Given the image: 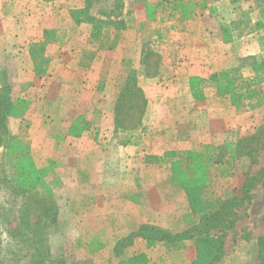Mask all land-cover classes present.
<instances>
[{"label":"rangeland","instance_id":"obj_1","mask_svg":"<svg viewBox=\"0 0 264 264\" xmlns=\"http://www.w3.org/2000/svg\"><path fill=\"white\" fill-rule=\"evenodd\" d=\"M155 1H95L90 15L102 20L106 13L116 25L104 26L105 42L90 36L87 24L77 30L69 26L61 35L47 32L36 42L12 36L1 44L6 48L0 49V88L4 82L9 90L0 96L13 104L15 115L7 126L15 140L2 132L0 264L30 263L36 242L43 245L44 264H121L139 253L146 264H191L192 240L123 239L143 226L169 234L186 227L189 206L185 193L171 186L166 163L171 156L165 153L203 146L233 149V143L252 135L251 147L257 146L251 157L234 164L233 175L215 177L206 197L241 199L218 264H254L256 240L264 238V135L256 141L264 105L237 111L229 99L215 97L206 81L198 85L203 94L196 99L189 78L207 80L230 69L245 79L252 76L251 65L264 63V0H198L204 8L186 24L187 32L169 22L175 26L169 34L146 17L145 5ZM129 78L143 96L132 100L130 117L118 113ZM250 121L248 128L241 127ZM13 142H23L36 166L49 169L45 179L54 187L59 214L41 238L19 223L22 204L11 194L4 148ZM230 149L226 156L232 155ZM136 214L145 223L127 233Z\"/></svg>","mask_w":264,"mask_h":264},{"label":"trees","instance_id":"obj_2","mask_svg":"<svg viewBox=\"0 0 264 264\" xmlns=\"http://www.w3.org/2000/svg\"><path fill=\"white\" fill-rule=\"evenodd\" d=\"M97 0H88L85 9L72 12V18L77 23H86L90 25V36L96 41L108 40V32H103L104 26L114 25L111 23L107 14L103 13L105 19H95L90 15L92 2ZM96 3V2H94ZM204 6L199 4L198 0H156L154 4H146L145 11L147 19L154 23L157 27H165V34L175 31V26L168 25L174 22L178 25L179 31L187 32L186 24L191 22ZM198 12V13H199ZM260 14H264L263 11ZM117 25L119 23H116ZM257 23L255 29L259 28ZM168 25V26H167ZM118 27V26H117ZM116 28V27H115ZM252 76L245 79L238 75L236 69H230L223 72L211 74L207 80L190 77V91L196 99H200L202 86H198L201 82L209 83L211 92L220 99H229L230 104L237 110L247 112L264 105V63L255 62L251 65ZM39 73V71H38ZM125 85L122 99L125 100L124 105H118V113L124 116H131L130 112H134L132 100H142V92L136 86V81L129 78ZM9 90L8 86L1 82L0 91ZM0 92V93H1ZM127 114V115H126ZM13 113V104L10 99L0 96V138L2 132L6 133L9 140L14 139L8 133L7 119ZM259 137L256 141L261 140L264 135V125L259 130ZM71 134L74 132L71 131ZM77 133H75L76 135ZM255 136L240 138L233 143V149L230 145H224L217 148L203 146L197 150H185L177 153H165L164 157H168L167 169L170 172L171 186L183 191L189 206L190 214L184 216L185 228L176 233L169 234L162 229L155 227L143 226L139 229V233L131 234L123 239V241L131 242L133 238H141L149 243L153 241H168L175 243L176 241L192 240L194 241L195 257L191 264H218L223 256V243L228 230L233 228L235 220L238 216L234 211V207L241 199H209L206 197V190L211 185L215 177H227L233 175L230 171L234 164L241 161L242 158L251 157L252 151H255L257 144L252 149V143ZM15 140V139H14ZM5 151H9V166L11 172L12 195L20 199L22 206L21 219L19 223H23L22 229L25 232H32L33 235L41 234L46 229H52L58 221L59 210L54 201V187L45 179L48 167L38 168L34 160L29 156V148L23 145V142H13L4 144ZM226 149H230L232 155L226 156ZM259 149H261L259 147ZM7 157V158H8ZM254 163V160H253ZM264 175V167L260 169ZM229 174V175H228ZM248 180L243 185L244 190ZM247 188V187H246ZM264 192V180L261 183ZM243 200V199H242ZM24 201V203H23ZM21 207V208H20ZM37 241L40 239L37 237ZM42 244H35V256L30 263L27 264H44V258L40 254ZM117 245L115 246V249ZM48 252V249H43ZM38 251V254L37 252ZM116 251V250H115ZM146 256L144 253L132 254L125 262L121 264H146ZM54 264H88L85 261L59 260ZM254 264H264V238L259 237L256 240V252Z\"/></svg>","mask_w":264,"mask_h":264},{"label":"crops","instance_id":"obj_3","mask_svg":"<svg viewBox=\"0 0 264 264\" xmlns=\"http://www.w3.org/2000/svg\"><path fill=\"white\" fill-rule=\"evenodd\" d=\"M87 2L88 0H0V49L6 48L1 45L4 39L12 36V38L26 37L27 43H30L42 40V35L47 32L64 34L69 26L76 30L79 27L85 28L87 24L77 23L80 24L77 26L71 14L76 10L85 9L89 3ZM94 2L90 6L91 9L92 6L94 7ZM11 46L10 44L8 48ZM162 99L159 97L160 101H163ZM246 114L253 115L251 112ZM251 121L248 124L241 123V127L248 128L252 124ZM128 204L137 210L135 205ZM138 217L140 216L136 214L129 218L127 233L135 230L141 223H145Z\"/></svg>","mask_w":264,"mask_h":264}]
</instances>
